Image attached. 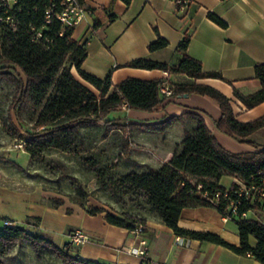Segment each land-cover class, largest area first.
Segmentation results:
<instances>
[{
    "label": "crops",
    "instance_id": "1",
    "mask_svg": "<svg viewBox=\"0 0 264 264\" xmlns=\"http://www.w3.org/2000/svg\"><path fill=\"white\" fill-rule=\"evenodd\" d=\"M81 1L87 12L74 26L73 37L87 47L83 68L88 72L101 78L111 72L113 86L130 76L143 79L169 78L172 84L205 83L231 97L239 120L250 121L264 115V101L249 108L234 93L235 88L250 94L262 87L261 80L256 76V64L264 63V0H195L185 8L180 7L175 0ZM210 12L222 18L225 24L213 19ZM186 34L190 35L186 52L200 60L204 70L218 72L221 77L194 78L186 73H171L162 68L129 65L137 58L179 63L183 56L179 45ZM159 35L166 37L169 44L151 50L150 43ZM76 74L81 78L77 70ZM117 111L121 114H117ZM117 111L111 113V117L127 124L153 123L169 116L196 111L204 116L210 129L227 149L243 152L262 148L220 130L216 122L222 115L221 106L207 94L174 95L153 110L123 106ZM195 127L196 121L190 118L177 121L165 130L133 126L137 142L143 143L151 153L140 161L150 168L166 163L177 148L182 147L187 130ZM262 130L263 133L256 136L260 143H264ZM237 178L224 175L220 184L231 187ZM40 207L41 212L26 214L40 216L39 225L43 229L64 232L66 235L68 231L80 229L87 235L80 243L83 258L109 264H264L252 255L237 253L222 244L179 235L151 211L136 222L135 228H129L109 222L105 211L91 214L86 210L67 212L48 204ZM45 210L46 214L53 213L57 222L55 217L51 219L45 216ZM246 216L264 222V204L261 211L251 210ZM0 217L10 219L0 224V227L14 221L7 214ZM70 218L75 222L72 225H69ZM137 225L143 226V230L138 231ZM179 225L188 229L212 231L240 245L236 220L227 218L214 206L184 207ZM256 242L257 239L253 237L252 243ZM126 247L145 248L146 255L140 256Z\"/></svg>",
    "mask_w": 264,
    "mask_h": 264
},
{
    "label": "trees",
    "instance_id": "2",
    "mask_svg": "<svg viewBox=\"0 0 264 264\" xmlns=\"http://www.w3.org/2000/svg\"><path fill=\"white\" fill-rule=\"evenodd\" d=\"M51 2L52 0H20L10 13L11 21L0 20V71L5 69V75L17 84L12 108L18 115H21L22 109L31 101L40 108L33 126L32 141L26 144V149L33 157L48 148L68 149L73 145L74 137L81 127L90 122L123 128L134 125L165 130L177 121L193 119L196 127L187 130L182 147L177 148L173 157L161 166L126 174L125 187L127 191H141L149 205V211L159 215L177 234L222 244L237 253L252 255L264 263V222L243 216L244 212L251 210L261 211L264 203L253 204L245 195L239 196L236 192L239 188L237 183L229 191L220 184L224 175L236 176L248 184L261 181L264 175V143L258 142L256 136L263 133L264 115L250 121L239 120L231 97L220 89L205 83H171L173 94L170 97L183 93L213 97L222 109V115L216 122L217 127L240 141L262 148L243 152L227 149L210 129L204 116L196 111L169 116L153 123H122L111 117V113L122 109L124 105L127 108L153 110L170 98L160 89L164 79L130 76L113 86L111 72L101 78L85 70L83 63L88 54L86 45L73 37L74 26H64L55 12L48 13ZM209 15L225 24L215 13L210 12ZM39 32L42 34L39 35ZM189 42L190 35L186 34L179 45L183 51L179 63L137 58L129 65L162 68L171 73H186L194 78L221 77L218 72L204 70L201 61L186 52ZM168 44L169 40L159 35L150 43L149 48L157 50ZM74 68L95 89L78 77ZM256 76L262 83L258 91L244 94L239 89H234L235 95L249 108L264 101V63L256 64ZM217 192L219 196L216 200L213 198ZM235 199L241 201L237 214L230 208L231 201ZM198 205L214 206L229 219L236 220L241 237L240 245L212 231L180 226L182 209ZM101 211L104 209L93 207L89 213L97 214ZM33 217L40 222V216ZM107 220L129 228H135L136 222L140 221L128 222L126 218L114 213H108ZM30 236L27 227L21 223L0 227V255L17 241ZM253 237L257 239L255 244L252 243ZM80 261L84 264H101L100 260L83 257Z\"/></svg>",
    "mask_w": 264,
    "mask_h": 264
},
{
    "label": "rangeland",
    "instance_id": "3",
    "mask_svg": "<svg viewBox=\"0 0 264 264\" xmlns=\"http://www.w3.org/2000/svg\"><path fill=\"white\" fill-rule=\"evenodd\" d=\"M1 36L0 28V48ZM3 70L0 71V215L12 217L14 221L10 224L25 225L31 236L1 254L0 264H84L80 261V243L70 241V231L67 235L47 231L37 218L26 213L41 212L40 205L48 204L67 212H89L98 207L128 222L142 219L150 212L149 205L141 191H127L124 176L131 171L148 170L151 166L140 160L151 153L137 142L134 125L123 128L90 122L81 127L70 148H48L33 157L26 144L32 141L40 108L31 101L21 115L17 114L12 108L17 84ZM43 213L48 218L55 217L51 212L46 214V210ZM5 222L7 219L0 217V224ZM72 223L75 222L71 219L69 225ZM100 263L109 264L101 260Z\"/></svg>",
    "mask_w": 264,
    "mask_h": 264
},
{
    "label": "built area",
    "instance_id": "4",
    "mask_svg": "<svg viewBox=\"0 0 264 264\" xmlns=\"http://www.w3.org/2000/svg\"><path fill=\"white\" fill-rule=\"evenodd\" d=\"M19 1L20 0H0V20L11 21L12 18L10 16V13L15 9ZM175 1L180 7L185 8L191 3H193L195 0ZM52 12H55L56 16L62 21L64 26H75L85 17L87 9L81 0H52L51 4L49 5L48 13ZM41 34L42 33L39 32V35ZM160 89L162 93H164L167 97H170L173 94V86L169 78H165L162 81ZM235 183L239 185L238 190H236L239 196L245 195L246 198L250 200V202L253 204L264 203V175L262 176L261 181L259 183L253 182L251 184H248L239 178H237V181ZM232 188H234V184L231 187H227V191ZM218 196L219 193L217 192L213 199L218 198ZM240 202V199H235L231 201L230 208L232 209V212L234 214H237L238 205ZM246 215L247 212H244L243 216ZM137 230L142 231L143 226H139ZM68 236L71 242L76 243H81L87 238V235L84 234V232L80 229L70 231ZM126 248L127 250L134 252L140 256L146 255L145 248Z\"/></svg>",
    "mask_w": 264,
    "mask_h": 264
},
{
    "label": "bare ground",
    "instance_id": "5",
    "mask_svg": "<svg viewBox=\"0 0 264 264\" xmlns=\"http://www.w3.org/2000/svg\"><path fill=\"white\" fill-rule=\"evenodd\" d=\"M75 72H76V69L74 68Z\"/></svg>",
    "mask_w": 264,
    "mask_h": 264
}]
</instances>
